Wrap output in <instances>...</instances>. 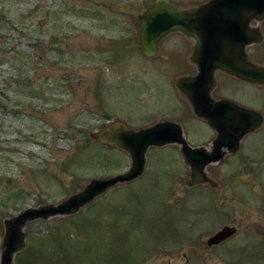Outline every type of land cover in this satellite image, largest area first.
<instances>
[{
	"label": "rangeland",
	"instance_id": "1",
	"mask_svg": "<svg viewBox=\"0 0 264 264\" xmlns=\"http://www.w3.org/2000/svg\"><path fill=\"white\" fill-rule=\"evenodd\" d=\"M154 1L0 0V249L4 219L128 168L101 128L171 119L192 145L212 137L175 88L193 72L186 39L168 35L152 57L139 50L135 24ZM171 1L190 8L207 0ZM258 26L263 39L247 51L264 65V20ZM212 96L264 118V86L220 74ZM206 171L217 187H187L176 146L149 147L138 179L105 190L71 219L27 222L25 248L42 249L48 264H235L229 257L240 249L241 264H264V120ZM225 225L237 233L208 247ZM28 254L25 264H39Z\"/></svg>",
	"mask_w": 264,
	"mask_h": 264
},
{
	"label": "water",
	"instance_id": "2",
	"mask_svg": "<svg viewBox=\"0 0 264 264\" xmlns=\"http://www.w3.org/2000/svg\"><path fill=\"white\" fill-rule=\"evenodd\" d=\"M262 18L264 0H210L188 10H180L170 0H156L145 10L137 23L140 49L145 55L155 54L159 40L172 31H182L196 41L192 59L198 72L194 76L179 78L177 87L187 95L194 114L204 118L217 132L210 150L189 146L181 127L171 121L156 122L138 130L108 125L99 131V135L106 143L128 154L129 168L115 175L92 178L81 190L56 204L28 207L18 215L5 219L0 264H14L15 253L25 247V232L22 229L26 222L74 214L108 188L139 177L144 171L145 154L150 146L180 144L183 159L191 169L187 185L206 182L204 168L223 157V147L231 153L235 152L242 136L262 123L259 112L228 100L213 101L209 95L215 83L214 72L218 69L264 85V67L250 62L245 50L248 44L261 41L259 30L251 28L250 22ZM235 231L232 226H223L207 239L206 244L212 246L224 241Z\"/></svg>",
	"mask_w": 264,
	"mask_h": 264
},
{
	"label": "flooded vegetation",
	"instance_id": "3",
	"mask_svg": "<svg viewBox=\"0 0 264 264\" xmlns=\"http://www.w3.org/2000/svg\"><path fill=\"white\" fill-rule=\"evenodd\" d=\"M182 37H184L185 39H186V41H187V51H186V54H184V58H185V60L184 61H186V64H187V66H188V68L190 69V70H187V71H191V69H192V66H193V72H186L185 74H193L196 70V68H195V66L190 62V60H189V57H190V55H191V52H192V48H193V44H194V42L193 41H190V39L189 38H187V37H185L184 35H182L181 33H179ZM168 36V35H167ZM167 36H165L162 40H164ZM161 40V41H162ZM160 41V42H161ZM160 44V43H159ZM183 58V59H184ZM188 62V63H187ZM220 74H222V75H224V76H228V77H230V78H232V79H234V80H236V81H239V82H242V83H246L245 81H243V80H240V79H238L237 77H235V76H232V75H229V74H224L223 72H220V71H217L216 72V78H217V76H219ZM250 84V83H249ZM253 85V84H252ZM216 86H217V81H216V84H215V87L213 88V90L216 88ZM255 86H257V85H255ZM213 90L211 91V94H212V92H213ZM213 97V96H212ZM214 99H219V98H223V97H213ZM188 105V107L190 108V110H191V107H190V105L189 104H187ZM206 124V123H205ZM209 131H211L212 132V137L206 142V143H204L205 145L204 146H207V145H209L211 142H212V140L215 138V135H216V133H215V131H213V129H210L209 128ZM254 132V131H253ZM246 135H248V134H246ZM246 135H244L243 136V138L241 139V141H240V143L242 142V140L243 139H245V136ZM185 137H186V133H185ZM192 145V144H191ZM175 146H176V148H177V150H178V152H179V150H180V147L177 145V144H175ZM192 146H194V145H192ZM239 149H240V145H239ZM238 152V151H237ZM236 152V153H237ZM235 154V153H234ZM234 154H230V153H227V154H225V156H227V155H232V156H234ZM225 226H232V227H234L235 229H236V231H235V233L234 234H232L230 237H228L227 239H225L224 241H221V242H219V243H217V244H214V245H212V246H209L210 248L211 247H217V246H220V245H222V244H225L226 242H228L229 241V239L230 238H232L236 233H237V226H234V225H225ZM235 256H232V257H229L230 259H235V261H233V262H235V264H241V260H242V255L244 254L243 253V250L242 249H240V250H237L236 252H235ZM247 256H249V257H251L250 256V254H246Z\"/></svg>",
	"mask_w": 264,
	"mask_h": 264
},
{
	"label": "trees",
	"instance_id": "4",
	"mask_svg": "<svg viewBox=\"0 0 264 264\" xmlns=\"http://www.w3.org/2000/svg\"><path fill=\"white\" fill-rule=\"evenodd\" d=\"M73 217H68L66 219H71ZM27 253H29L28 255L30 256H35L37 259H35L36 263L37 260L39 262V264H48V262H44V256L42 254V249L35 251L34 248H31L30 246H27V248H25L24 251H22L21 253H18L15 257V264H25V261L27 260V257L25 256ZM45 260V259H44Z\"/></svg>",
	"mask_w": 264,
	"mask_h": 264
}]
</instances>
